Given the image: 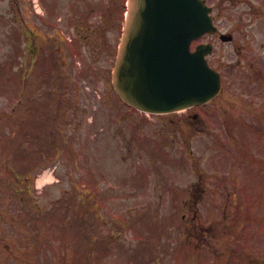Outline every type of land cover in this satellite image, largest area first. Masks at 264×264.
Listing matches in <instances>:
<instances>
[{"label": "rangeland", "instance_id": "374dc122", "mask_svg": "<svg viewBox=\"0 0 264 264\" xmlns=\"http://www.w3.org/2000/svg\"><path fill=\"white\" fill-rule=\"evenodd\" d=\"M10 16V0H0V264H264L262 82L251 83V76L240 82L241 78H234L232 66L223 97L205 107L209 115L205 131L169 129L170 138L167 128L150 117L142 134L155 138L163 134L164 138L151 140L137 134L132 141L139 113L129 115L125 106L113 110L115 103L107 90L118 37L116 24L84 25L90 36L74 41L76 55L69 54L63 43L64 69L60 71L66 89L73 88L75 95L67 92L63 101L69 111L64 117L66 142L59 144L60 163L50 152V162L37 165L34 179L29 181L24 137L13 134L6 116L10 62L23 47L22 35L12 47L13 32L21 29L11 24ZM233 22L226 21V27ZM251 27L256 29L247 30L252 38L237 36L234 55L240 64L257 68V33L264 32V24ZM65 34L68 39L71 33L66 30ZM15 60L21 62L22 57L15 56ZM257 91L261 119H249L240 109L232 115L240 98L249 102ZM82 109L85 118H96L91 126L96 135L89 140L84 126L76 123ZM115 113L132 119L121 123L119 134L111 120ZM83 120L80 116L79 122ZM101 127L105 130L98 131ZM54 134L47 138L51 148L61 140ZM166 142L172 145L163 150L171 151L173 157L162 150ZM139 144L151 146L150 151L143 149L141 158ZM250 144L257 146L254 154L261 157L259 172L253 165L238 163V153L231 149ZM68 149L76 151V163ZM249 150L242 156L245 162H249ZM184 151L190 162L184 160ZM163 159H169L170 166ZM160 168L171 172L153 174ZM169 178L171 190L160 191ZM178 187L182 189L180 198L174 192Z\"/></svg>", "mask_w": 264, "mask_h": 264}, {"label": "water", "instance_id": "95a60500", "mask_svg": "<svg viewBox=\"0 0 264 264\" xmlns=\"http://www.w3.org/2000/svg\"><path fill=\"white\" fill-rule=\"evenodd\" d=\"M202 7L199 0H129L112 78L123 99L134 107L161 111L186 106L217 91V75L200 54L193 62L196 71L190 72L183 68L182 58L177 64L175 57L180 39L209 26Z\"/></svg>", "mask_w": 264, "mask_h": 264}, {"label": "flooded vegetation", "instance_id": "af4514ba", "mask_svg": "<svg viewBox=\"0 0 264 264\" xmlns=\"http://www.w3.org/2000/svg\"><path fill=\"white\" fill-rule=\"evenodd\" d=\"M52 4H60L58 13L62 16L58 17L63 20L65 13L63 10H85L88 8H98L109 15L106 22L117 23L120 18L121 9L125 0H45ZM207 4L211 6L212 17L214 23L220 25L223 21V9L229 8L230 11L237 9L231 13L236 20H244V22H252L254 19L261 18L264 20V0H206ZM46 14V8H44ZM29 21H33V17L29 15ZM75 21H64L69 23H84L75 17H69ZM104 18V17H103ZM27 22V19H24ZM42 23V20L38 21ZM60 23V22H59ZM264 24V22H262ZM30 28L26 29V57H25V83L23 104L21 107L25 131L28 136L34 134H43L53 131V124H55V131H61L60 125L62 122V98H61V79L57 75L55 81L50 79L51 68L49 67L48 59V45L47 40L42 39L39 43L37 38L32 39ZM55 52L59 54L63 52L61 43L55 41ZM212 61L214 60L211 58ZM220 57H217V61ZM15 111V106L12 107ZM185 121L197 123L201 121L195 115L187 114ZM182 122H185V121Z\"/></svg>", "mask_w": 264, "mask_h": 264}]
</instances>
